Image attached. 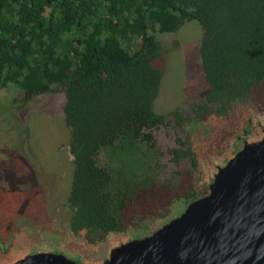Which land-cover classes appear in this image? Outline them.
Segmentation results:
<instances>
[{
  "label": "trees",
  "instance_id": "1",
  "mask_svg": "<svg viewBox=\"0 0 264 264\" xmlns=\"http://www.w3.org/2000/svg\"><path fill=\"white\" fill-rule=\"evenodd\" d=\"M186 19L202 30L205 105L228 108L251 92L264 102V0H0V89L20 90L17 107L64 94L70 233L123 231L161 182L157 34Z\"/></svg>",
  "mask_w": 264,
  "mask_h": 264
},
{
  "label": "rangeland",
  "instance_id": "2",
  "mask_svg": "<svg viewBox=\"0 0 264 264\" xmlns=\"http://www.w3.org/2000/svg\"><path fill=\"white\" fill-rule=\"evenodd\" d=\"M201 37V27L193 19H186L176 31L157 34L163 48L159 62L163 75L153 107L168 120L173 109H187L206 88L199 57ZM20 94L13 86L0 89V264L50 250L83 264H101L109 254L107 245L119 236L131 237L138 228H127L128 222L125 232L108 233L103 245L93 244L84 232H69L73 157L63 91L37 95L17 107L11 101ZM171 133L168 126H162L154 136L167 148L173 145ZM137 201L140 205L135 210H140L149 199ZM141 227L133 237L150 235L149 228Z\"/></svg>",
  "mask_w": 264,
  "mask_h": 264
},
{
  "label": "water",
  "instance_id": "3",
  "mask_svg": "<svg viewBox=\"0 0 264 264\" xmlns=\"http://www.w3.org/2000/svg\"><path fill=\"white\" fill-rule=\"evenodd\" d=\"M14 264L83 263L50 250ZM101 264H264V138L245 143L180 215L112 248Z\"/></svg>",
  "mask_w": 264,
  "mask_h": 264
},
{
  "label": "flooded vegetation",
  "instance_id": "4",
  "mask_svg": "<svg viewBox=\"0 0 264 264\" xmlns=\"http://www.w3.org/2000/svg\"><path fill=\"white\" fill-rule=\"evenodd\" d=\"M205 94L206 88L187 105V109H173L169 120L155 110L157 114L162 115V121L152 129L153 135L158 127L168 126L173 139V145L166 148L160 145L154 136L162 151L161 162L165 166L160 175L161 182L154 183L153 187L148 189L149 202L141 205L139 218L130 220L127 227L135 225L138 229L131 237L119 236L114 243L107 245V251L125 241L137 238L133 236L142 231L143 224L149 228L151 234L180 215L190 202L208 192L218 169L245 143L264 138V102L257 100L256 96H253L254 92L250 93L245 102L233 103L228 108H225L226 106L208 108V104L205 105ZM191 132L196 134L198 139H195ZM184 162L186 164L183 166ZM140 195L141 193H137L136 197ZM125 231L126 227L116 233L121 234ZM108 235L101 240L91 236L87 238L93 244L103 245Z\"/></svg>",
  "mask_w": 264,
  "mask_h": 264
}]
</instances>
